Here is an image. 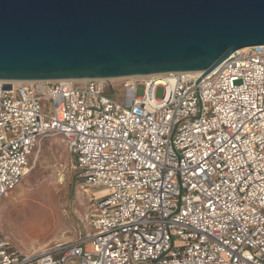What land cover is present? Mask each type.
Instances as JSON below:
<instances>
[{
  "label": "built area",
  "instance_id": "1",
  "mask_svg": "<svg viewBox=\"0 0 264 264\" xmlns=\"http://www.w3.org/2000/svg\"><path fill=\"white\" fill-rule=\"evenodd\" d=\"M202 75L125 78L122 102L98 79L0 80V200L52 135L109 192L90 237L23 256L0 233V264H264V46Z\"/></svg>",
  "mask_w": 264,
  "mask_h": 264
},
{
  "label": "water",
  "instance_id": "2",
  "mask_svg": "<svg viewBox=\"0 0 264 264\" xmlns=\"http://www.w3.org/2000/svg\"><path fill=\"white\" fill-rule=\"evenodd\" d=\"M253 46H264V0H0L2 81L200 80Z\"/></svg>",
  "mask_w": 264,
  "mask_h": 264
},
{
  "label": "rangeland",
  "instance_id": "3",
  "mask_svg": "<svg viewBox=\"0 0 264 264\" xmlns=\"http://www.w3.org/2000/svg\"><path fill=\"white\" fill-rule=\"evenodd\" d=\"M123 83V79L106 80L108 95L118 102L123 101ZM143 92V86L136 87L137 97ZM154 95L161 99L163 89L157 88ZM108 194L104 187L81 189L62 138L46 137L29 158L25 177L0 200V233L23 256L52 244L88 238L95 232L90 203ZM85 249L91 251L88 243Z\"/></svg>",
  "mask_w": 264,
  "mask_h": 264
},
{
  "label": "bare ground",
  "instance_id": "4",
  "mask_svg": "<svg viewBox=\"0 0 264 264\" xmlns=\"http://www.w3.org/2000/svg\"><path fill=\"white\" fill-rule=\"evenodd\" d=\"M196 75H199L200 73H195ZM134 77H137V76H132V77H128V78H134ZM122 79H125V78H122ZM100 81H106V80H104V79H99ZM76 81H82V80H76ZM13 82H15V83H20V81H13ZM28 172V171H27ZM27 174V173H26ZM25 174V175H26ZM25 177V176H24Z\"/></svg>",
  "mask_w": 264,
  "mask_h": 264
}]
</instances>
